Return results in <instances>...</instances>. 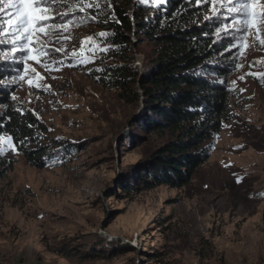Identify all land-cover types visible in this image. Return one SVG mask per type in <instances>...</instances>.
<instances>
[{"label": "rangeland", "instance_id": "374dc122", "mask_svg": "<svg viewBox=\"0 0 264 264\" xmlns=\"http://www.w3.org/2000/svg\"><path fill=\"white\" fill-rule=\"evenodd\" d=\"M211 8L209 0L205 16ZM101 22L74 26L71 39L49 43L62 51L46 58L48 69L28 61L42 79L0 61L13 100L42 123L38 143L48 152L42 168L17 149L0 155V264H264V45L249 35L242 51H226L235 41L218 39L222 25L206 20L216 48L209 60L225 66L232 117L186 184L146 189L140 163L164 137H135L128 121L136 106L90 77L112 58L91 51L110 46L104 38L87 40L105 32ZM135 41L128 55L140 73L153 46L142 40L135 52ZM17 71L26 78L12 84ZM91 234L105 241L82 247Z\"/></svg>", "mask_w": 264, "mask_h": 264}, {"label": "trees", "instance_id": "16d2710c", "mask_svg": "<svg viewBox=\"0 0 264 264\" xmlns=\"http://www.w3.org/2000/svg\"><path fill=\"white\" fill-rule=\"evenodd\" d=\"M71 2L79 4L77 0ZM99 6L91 14L102 18L105 32L113 33L104 38L112 46V58L101 72L90 77L103 87L118 89L121 100L136 106L128 121L135 137H164L141 161L143 177L139 183L146 189L161 184L180 187L207 159L208 142L232 117L225 66L209 60L216 48L204 19L207 6H197L195 0H162L159 4L154 0L149 4L100 0ZM133 35L135 52L142 40L153 46L140 73L133 55H128ZM3 65L0 63V79L7 74ZM136 83L138 92L133 87ZM12 90L0 84V135L13 137L12 143L26 162L42 168L48 155L38 143L42 123L18 106ZM104 241L91 234L80 243L84 247Z\"/></svg>", "mask_w": 264, "mask_h": 264}, {"label": "snow or ice", "instance_id": "6c2138e0", "mask_svg": "<svg viewBox=\"0 0 264 264\" xmlns=\"http://www.w3.org/2000/svg\"><path fill=\"white\" fill-rule=\"evenodd\" d=\"M144 4L153 0H142ZM159 4L160 0H154ZM197 6H207L209 0H195ZM80 7L77 9L71 0H0V61L22 64L24 73L40 74L28 61L39 64L44 69L50 67L47 57L62 49H50L49 43H55L62 39H71L68 34L74 26L95 22L98 17L88 15V9H99L95 0H77ZM212 15H206L205 20H217L220 25L216 27V36H231L235 43L229 42L226 51L240 48V41L251 35L254 42L264 45V0H211ZM57 7L67 8L68 11L56 12ZM109 7L111 4L109 3ZM83 13V16H80ZM79 17V18H77ZM59 21V23H57ZM113 35L109 32H99L87 37L88 41H94L96 36L107 38ZM51 38V39H50ZM84 43L83 41L81 42ZM251 47V44L248 45ZM112 46L103 48L93 47L92 52H108ZM87 63L88 58L77 61ZM57 63L52 61V64ZM60 63H63L62 61ZM255 63V62H254ZM249 75L256 74L249 73ZM17 77L25 79L26 76L16 72L11 83L18 82ZM264 82V75L258 77ZM5 81L0 79V84ZM27 83L33 85V80ZM15 99V97H13ZM13 137L0 135V155L11 149L16 151V145L12 143ZM7 145V147H5ZM239 182V180H238Z\"/></svg>", "mask_w": 264, "mask_h": 264}, {"label": "water", "instance_id": "95a60500", "mask_svg": "<svg viewBox=\"0 0 264 264\" xmlns=\"http://www.w3.org/2000/svg\"><path fill=\"white\" fill-rule=\"evenodd\" d=\"M138 66H140L139 63H138Z\"/></svg>", "mask_w": 264, "mask_h": 264}]
</instances>
